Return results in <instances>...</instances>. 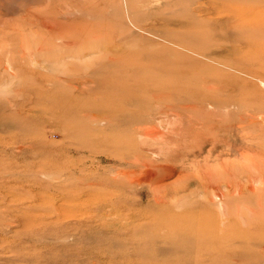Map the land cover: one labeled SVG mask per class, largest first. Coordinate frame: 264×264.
<instances>
[{
	"label": "rangeland",
	"instance_id": "1",
	"mask_svg": "<svg viewBox=\"0 0 264 264\" xmlns=\"http://www.w3.org/2000/svg\"><path fill=\"white\" fill-rule=\"evenodd\" d=\"M0 264H264V0H0Z\"/></svg>",
	"mask_w": 264,
	"mask_h": 264
},
{
	"label": "bare ground",
	"instance_id": "2",
	"mask_svg": "<svg viewBox=\"0 0 264 264\" xmlns=\"http://www.w3.org/2000/svg\"><path fill=\"white\" fill-rule=\"evenodd\" d=\"M253 25V24H252ZM237 40V39H236ZM241 43H242V41H240ZM240 42H239V45H242V44H240ZM223 43H224V41H223ZM213 45V44H212ZM244 47V46H243ZM204 50V49H203ZM217 50V49H216ZM221 51V50H220ZM225 51V50H224ZM230 51V50H229ZM216 52H218V51H216ZM212 53V52H211ZM207 55H209L208 54V52H207ZM259 56V55H258ZM229 64V63H228ZM184 79V78H183ZM160 80H162V79H160ZM166 80V79H165ZM157 81H159V80H157ZM144 82H146V81H144ZM146 84V83H145ZM156 86H158L157 84H156ZM154 93V92H153ZM156 93V92H155ZM214 94V93H213ZM155 95V94H154ZM161 95H163V94H161ZM155 96H158V95H155ZM151 97H153V96H151ZM162 98V97H161ZM160 97H159V99H161ZM172 98V97H171ZM156 99V98H155ZM158 99V98H157ZM164 99V98H163ZM213 99V98H212ZM222 102V101H221ZM210 103H211V101H210ZM214 103V102H213ZM217 103V102H216ZM215 104V103H214ZM212 105V104H211ZM235 105V104H234ZM175 114V113H174ZM178 117V116H177ZM160 123V122H159ZM168 123V122H167ZM180 123V122H179ZM168 128V127H167ZM152 129V128H151ZM155 129V128H154ZM149 130V129H148ZM147 131V130H146ZM173 131V130H172ZM173 132H175V131H173ZM177 132V131H176ZM158 133V132H157ZM145 136V139H146V137H151V139H152V137L153 136H155L156 135V132H155V134L153 133V136H151L152 134H151V131H148V132H145V134H144ZM158 135V134H157ZM162 136H160V138H161ZM156 138H158V137H153V139H155V142L157 141L156 140ZM159 139V138H158ZM161 140V139H160ZM163 141V140H162ZM149 142V141H148ZM166 143V142H165ZM152 168H154V167H147V168H145V169H143V173L142 174H140L141 176H144V177H146V178H150V177H152V175H154V170L152 169ZM155 169V168H154ZM158 172V171H157ZM137 179H139V178H137ZM141 179V178H140ZM224 209V208H223Z\"/></svg>",
	"mask_w": 264,
	"mask_h": 264
}]
</instances>
